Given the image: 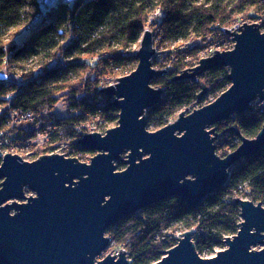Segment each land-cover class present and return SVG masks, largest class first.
<instances>
[{
    "label": "water",
    "instance_id": "95a60500",
    "mask_svg": "<svg viewBox=\"0 0 264 264\" xmlns=\"http://www.w3.org/2000/svg\"><path fill=\"white\" fill-rule=\"evenodd\" d=\"M56 1L45 0V6L51 8ZM224 32L234 41L231 50H215L172 80L200 81L205 72L226 68L232 85L210 104L181 111L155 132L147 130V112L165 94L152 82L169 71L153 67L156 48L153 32L146 29L139 49L131 53L138 59L136 69L100 90L119 110L118 125L75 142L96 153L89 163L59 154L32 162L16 154L2 156L0 264H133L125 249L98 261L112 243L107 235L111 227L169 198L198 209L229 184L232 167L264 149V126L254 139L233 127L240 145L225 157L216 153L212 127L236 113L253 112L255 101L264 103L261 26L244 23ZM7 79L0 73V81ZM201 87L198 100L208 92L203 82ZM117 162L126 168L117 170ZM235 203L242 221L238 232L225 238L223 250L203 258L192 228L178 234L177 244L154 264H264V205L243 198Z\"/></svg>",
    "mask_w": 264,
    "mask_h": 264
},
{
    "label": "trees",
    "instance_id": "16d2710c",
    "mask_svg": "<svg viewBox=\"0 0 264 264\" xmlns=\"http://www.w3.org/2000/svg\"><path fill=\"white\" fill-rule=\"evenodd\" d=\"M39 1L42 0H0V73L9 74V67L41 68L36 75L22 76L25 86L15 101L22 110L42 115L45 109L55 108L60 98L67 96L69 109L76 112L65 119L57 117L58 128L52 143L41 151L49 154L62 143L70 142L69 154L81 161L96 154L79 148L74 141L84 134L85 124L96 117L104 124L118 121L119 110L100 93L105 86L103 78L110 75L111 82L117 79L113 78L116 71L136 68L138 59L131 54L132 49L148 25H153L157 48L169 47L179 40L193 42L184 49L170 50L169 73L152 82L154 87L164 88L165 94L159 104L148 110V125L162 128L197 103L202 82L209 94H221L230 86L226 68L209 70L200 81H172L195 65L187 58L227 40L225 29L238 26L242 20H262L260 26L264 31V0H89L86 3L78 0L73 4L58 1L51 8ZM44 8L47 15L34 28L32 24L44 15ZM23 26L32 27V36L22 45L6 44L11 32ZM9 52L12 56L7 64L5 56ZM59 54L74 59L66 69L48 68ZM12 90L13 86L0 82V108ZM79 96L83 97L78 100ZM7 122L6 115L0 116V130L5 129ZM263 126L264 105L215 125L220 133L227 132L225 142L236 137L230 132L233 127L244 137L254 139ZM1 161L0 154V164ZM121 166L117 163V170ZM231 174L229 184L207 197L196 210H190L177 197L169 198L122 220L107 235L116 247L127 250L133 264L159 261L176 244L163 233L172 228L186 231L195 228L194 242L200 255L214 252L217 247L224 248L225 238L234 236L242 221L235 199L241 196L264 205V149L232 167Z\"/></svg>",
    "mask_w": 264,
    "mask_h": 264
},
{
    "label": "rangeland",
    "instance_id": "374dc122",
    "mask_svg": "<svg viewBox=\"0 0 264 264\" xmlns=\"http://www.w3.org/2000/svg\"><path fill=\"white\" fill-rule=\"evenodd\" d=\"M41 2V1H40ZM42 5V4H41ZM44 15H40L39 16V19L37 18L36 21L33 22V27L36 28L38 27L41 22H42V16H46L47 15V10L46 8H44ZM244 23H258L259 25L262 24V20H255V19H248V20H245V21H240V24L238 25H241V24H244ZM147 29L151 30L153 32V39H154V46L157 50L156 54H155V57H157V60L161 63V68L160 69H165L164 65H165V61L168 59L167 55L169 54V51L170 50H176L177 48H181V49H184L186 45L188 46H191L193 44L192 40H190L189 42H182L181 40L177 41V42H174L172 43L171 46L169 47H165L163 46L162 47H159L157 48L156 47V41H158L155 37H154V28H153V25H148ZM233 29V28H231ZM262 30V29H261ZM263 31V30H262ZM264 32V31H263ZM32 36V30H27L26 29V26H23V27H20L16 30H13L10 34V36L8 37V39L6 40V44H9L11 42H17L18 45H22L23 43H25L30 37ZM229 38L225 41H223L222 43H215L213 45H211L210 47H207L204 51H201L197 54H195L194 56L192 57H189L187 58L188 61L190 62H193L195 63L194 66H196L199 61L204 58V57H208L212 54V52H214L215 50H219V51H227V50H231L234 46V41L232 39L231 36H228ZM139 45H140V41L139 43L137 44V46H135L132 51L135 52L136 50L139 49ZM77 55V54H76ZM74 55V56H76ZM154 57V58H155ZM74 58H71L70 57V62L73 61ZM68 62V60H67ZM61 65L63 64H58L56 66V68H59ZM192 66V67H194ZM137 67V66H136ZM190 68V67H189ZM26 69H28L27 71H25ZM66 69V68H65ZM136 69V68H135ZM134 69V70H135ZM5 70V69H3ZM22 73H20L21 75L22 74H33L34 72H36L38 69L35 68V66H32V65H28V66H25V70H22V69H19ZM134 70H125L123 72H119V71H116L114 74V77L113 78H121V77H124V76H127L129 74H131ZM119 73V74H117ZM122 73V74H121ZM112 76H108L106 78H103V82L105 83V86L104 88L114 84L117 82L116 79H113V81H108L109 78H111ZM23 79V78H22ZM23 85H25V81L23 80ZM104 88H101V89H104ZM100 89V90H101ZM219 96L220 94H209V92H207L201 99H199L197 101V103L193 106V107H190L189 109H185L187 112H192L194 109H199L201 107H204L205 105H208L210 104L211 102H213L217 97L216 96ZM67 97V96H66ZM66 97L65 98H60V100L58 101L57 105L55 106V108L53 109H50L49 112H51V114L55 117H59V119H65L67 117H70L72 116L73 114H75L74 111H71L68 107V101L66 100ZM80 97V96H79ZM104 100V99H103ZM104 102V101H103ZM183 110V111H185ZM177 118V117H176ZM57 119V123H58V120ZM95 120V118L93 119ZM94 122H98L97 120H95ZM86 125V124H85ZM118 125V121L116 123H110V124H100V125H91L89 127V129L86 130V128L83 129V127L81 126V128L84 130V133L85 135L87 134H92V133H101V134H105L107 130L111 129V128H114ZM162 127H157L155 126V124H152V125H148L147 124V130L150 131V132H155L159 129H161ZM7 133L10 134L12 133V128L11 126L8 128L7 130ZM7 133H5L6 135H8ZM221 136V135H220ZM1 139V138H0ZM221 139V138H220ZM219 139V141H220ZM5 140V138H2L1 139V142H3ZM218 141V140H217ZM22 144V142H19L15 144V148L14 149H8L7 150V154H13V155H19L21 158H23L25 161H28V162H32V161H35L37 160L40 156L42 155H46L45 153H42L41 150L43 149H37V150H28L29 148H23L21 146H18ZM227 144V142H226ZM1 150H4L6 147L5 146H0ZM56 149V148H55ZM4 151H2V154H6ZM54 154H59V155H64L65 157H73L71 155H69L67 153V151L63 148V149H59L58 152H54ZM96 154H94L93 156H95ZM126 155L127 153L123 154L122 155V158L125 159L126 158ZM93 156H85L83 158L85 159H82V162H85V163H89L90 162V159L93 157ZM82 158V157H80ZM117 163H121V162H117ZM122 164V163H121ZM126 168V166L123 164V166L120 167V170H124ZM31 193H28L27 195H29ZM245 199V198H243ZM241 219V218H240ZM186 230L182 229V228H172V229H168V230H165V232H167V235L168 237H170L171 239H176L178 238L180 235L178 234H182L183 232H185ZM176 245V244H175ZM226 246L224 245V248ZM224 248H221V247H217L214 252H209V251H206V252H203L201 254V256L203 258H209V257H213L214 255H216L217 252L223 250ZM260 248V247H259ZM121 248H118L116 247V245L114 243H111V245L108 247V249L103 253L102 256H100L98 258V261H100L103 257L111 254V255H117L119 250Z\"/></svg>",
    "mask_w": 264,
    "mask_h": 264
},
{
    "label": "built area",
    "instance_id": "2783aa9c",
    "mask_svg": "<svg viewBox=\"0 0 264 264\" xmlns=\"http://www.w3.org/2000/svg\"><path fill=\"white\" fill-rule=\"evenodd\" d=\"M26 29L32 30V27L26 26ZM11 55L12 52H9L5 56V59L7 60V64L9 62V58ZM57 57L58 58H56L49 64L48 68L56 67L58 64H63L60 66V68L62 69H65L69 66L70 58H65L62 54H59ZM153 67L156 70H163L160 69L161 63L157 60V57L154 58ZM164 67L166 70H169V68L172 67V64L166 60ZM35 68L38 69L36 72H34V74L36 75L39 71H41V68L38 66L37 67L35 66ZM27 70L28 69H26L25 71ZM9 73L14 77V80L8 84L9 86H13V90L7 95L3 106L0 108V116L3 117L6 115L8 119L7 126L5 127V129L0 130V138L1 139L5 138L3 142H1L0 139V146L6 147L4 150H1L0 148V154L1 156H4V154H2V151L6 153L9 148L14 149L16 142L17 143L22 142V144L18 146H21L23 148H29L28 150L45 149L51 144L53 134L56 132L58 128L57 125L58 118L57 116L54 117L51 114V112H49L50 109H45L43 111V114L41 115V114H37L32 110H22L21 108L17 107L15 102L16 96L22 91V88H24L25 86L23 85V79H22V76L24 74L21 75L20 73L22 72L14 67H9ZM82 97L83 96L78 97V100H80ZM95 120H97L98 122H94ZM95 120H92V122H89L88 124L85 125L86 130L89 129L91 125H95V124L100 125L104 123V121L100 117H96ZM10 126L12 128V133L8 134L7 130ZM5 133H7L8 135H6ZM84 135L85 133L82 135V137ZM81 138L75 139L74 141L77 142ZM69 143L70 142L62 143L60 146H57L52 153L49 154H54V152H58L59 149H63V148L69 154V150H70L68 147ZM240 143L241 141L239 142L237 139L228 140L226 144V150L224 152L221 150V147L219 148L220 156L221 157L227 156L236 149V148L233 149L235 145L237 144L240 145ZM168 238L172 241L173 240L176 241L177 244L178 242L177 238L176 239H171L170 237Z\"/></svg>",
    "mask_w": 264,
    "mask_h": 264
},
{
    "label": "bare ground",
    "instance_id": "6f19581e",
    "mask_svg": "<svg viewBox=\"0 0 264 264\" xmlns=\"http://www.w3.org/2000/svg\"><path fill=\"white\" fill-rule=\"evenodd\" d=\"M58 1H62V0H57L56 2H55V4L54 5H56V3L58 2ZM76 1H78V0H74V1H72V2H70V3H66V4H73L74 2H76ZM89 0H84V2L86 3V2H88ZM64 2V1H63ZM43 4V5H45V0H42L41 2L39 1V4ZM65 3V2H64ZM228 36H230V35H228ZM141 40V39H140ZM217 51H219V50H217ZM12 56V55H11ZM10 56V57H11ZM211 56V55H210ZM209 57V56H208ZM58 58V57H57ZM10 59V58H9ZM2 73V72H1ZM2 74H5V75H7L8 76V79L6 80V81H0V82H2V83H6V84H9L10 82H12L13 80H14V77H13V75H10V73L8 74V73H2ZM230 82V81H229ZM232 84H231V82H230V86H231ZM229 86V87H230ZM228 87V88H229ZM222 94V93H221ZM220 94V95H221ZM219 95V96H220ZM218 96V97H219ZM264 105V103L263 102H258V101H255L254 103H253V111H254V109L256 108V107H259V106H263ZM247 113V112H246ZM238 113H236V114H234L232 117H234L235 115H237ZM231 117V118H232ZM174 121V120H173ZM172 122V121H171ZM212 128H216L215 127V125L212 127ZM209 130V129H208ZM238 131V130H237ZM230 132H232V131H230ZM235 134H236V132L235 131H233ZM215 133H216V135H217V140L215 141V145H216V153L220 156V154H219V151H220V149L218 148V146H219V143H220V145H221V150L224 152L225 150H226V142H225V138H224V134H226L227 132H224V133H220L219 131H218V129L216 128L215 129ZM221 135V136H220ZM221 138V139H220ZM219 139H220V141H219ZM234 139H237L238 141H241V138L239 137V136H237V134H236V137L234 138ZM51 143H52V141H51ZM76 145H77V143H76ZM79 148H81L79 145H77ZM212 196V195H211ZM209 197V196H208ZM237 198H243V197H241V196H238ZM245 199H248V198H245ZM205 201V200H204ZM129 218V217H128ZM126 219V218H125ZM163 233L165 234V235H167V232H165V230H163ZM121 249H124V248H121ZM126 250V249H125ZM127 251V250H126ZM128 253V252H127ZM128 257H129V254H128ZM130 258V257H129ZM131 259V258H130ZM133 260V259H132Z\"/></svg>",
    "mask_w": 264,
    "mask_h": 264
}]
</instances>
